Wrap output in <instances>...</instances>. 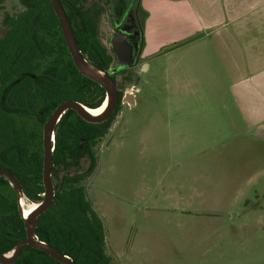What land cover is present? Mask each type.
Masks as SVG:
<instances>
[{
    "label": "rangeland",
    "instance_id": "rangeland-1",
    "mask_svg": "<svg viewBox=\"0 0 264 264\" xmlns=\"http://www.w3.org/2000/svg\"><path fill=\"white\" fill-rule=\"evenodd\" d=\"M22 9L0 0V36ZM107 11L99 40L111 50ZM195 51L141 56L115 77L135 103L109 119L84 181L115 264H264V140L243 134L222 61Z\"/></svg>",
    "mask_w": 264,
    "mask_h": 264
},
{
    "label": "trees",
    "instance_id": "trees-1",
    "mask_svg": "<svg viewBox=\"0 0 264 264\" xmlns=\"http://www.w3.org/2000/svg\"><path fill=\"white\" fill-rule=\"evenodd\" d=\"M19 1L23 9L5 14L0 36V170L9 171L20 190L0 176V251L4 255L12 254L26 237L20 196L33 204L44 201V127L53 112L68 101L98 109L107 98L105 89L75 66L51 1ZM60 1L85 60L109 73L119 86L115 80L119 73L110 74L115 54L100 43L98 20L82 11L87 0ZM109 129L110 120L91 124L74 110L67 111L55 129V198L39 217L35 234L76 264H115L108 254L104 221L84 186L98 165L95 148ZM82 140L86 143L80 148ZM84 158L91 161L89 170L71 176L74 168L84 170ZM62 172L67 174L60 187ZM12 264L65 263L26 246Z\"/></svg>",
    "mask_w": 264,
    "mask_h": 264
},
{
    "label": "crops",
    "instance_id": "crops-1",
    "mask_svg": "<svg viewBox=\"0 0 264 264\" xmlns=\"http://www.w3.org/2000/svg\"><path fill=\"white\" fill-rule=\"evenodd\" d=\"M142 57L197 50L222 61L243 134L264 140V0H143ZM242 134H239V136Z\"/></svg>",
    "mask_w": 264,
    "mask_h": 264
},
{
    "label": "water",
    "instance_id": "water-1",
    "mask_svg": "<svg viewBox=\"0 0 264 264\" xmlns=\"http://www.w3.org/2000/svg\"><path fill=\"white\" fill-rule=\"evenodd\" d=\"M50 1L54 9V12L60 22L65 41L67 43L69 52L72 56L75 66L77 67L80 73L90 78L91 80L97 82L98 84H100L102 88L105 89L107 98H109V105L105 110V112L100 117H93L91 114H89L88 107L74 101L64 102L53 112L51 118L48 120V122L44 127V144H43L44 152H45L44 170H43V182L45 186L44 201L38 203V208L34 210L28 216V218H24L26 237L17 245L15 251L12 253V256L8 258V255H4L0 251V264L14 263L20 257L22 250L26 246L43 250L62 263L76 264L71 258L62 255L57 249L50 247L45 243L41 242L35 234V230L39 224V217L52 206L55 198V186L52 180L55 129L58 123L60 122V120L62 119V117L69 110L76 111L78 115L88 123L101 124L108 121L112 117L119 104L118 89L113 79L109 76V73H106L96 68V70L104 74V76H99L91 72L87 68L86 66L87 61L85 60L79 49L72 25L70 24V21L67 17V14L63 8L61 1L60 0H50ZM111 47L117 57L119 67L110 71V74L116 73L119 70H121L123 67H127L134 63V46L129 43V37L127 34L123 33L121 30L118 29L111 38ZM146 67L147 64L144 65V68ZM134 90L137 89L135 88ZM123 103L134 105L135 96L133 94H127L123 98ZM85 141L86 140H83L81 142V147L83 143H85ZM87 161H88L87 164H85V170L79 172V174H84L89 170L91 166V161L90 160ZM75 171L76 169L74 168L73 171L70 173V175L75 176L76 175ZM66 174L67 172H62L60 175V180H59L60 187ZM0 176H3L8 180H10L19 190L18 187L19 184L17 180L13 177V175L9 171L0 170ZM60 187L58 188V190H60Z\"/></svg>",
    "mask_w": 264,
    "mask_h": 264
},
{
    "label": "flooded vegetation",
    "instance_id": "flooded-vegetation-1",
    "mask_svg": "<svg viewBox=\"0 0 264 264\" xmlns=\"http://www.w3.org/2000/svg\"><path fill=\"white\" fill-rule=\"evenodd\" d=\"M142 2H143V0H87V5L84 6V9L82 10L84 13L90 12L93 15V17L96 20H98V24L100 26L101 18L103 17L105 12H108L107 9L109 8L110 23L113 26V34H112L111 38L113 37L115 32L119 29L123 33L128 35L129 43L134 46V63L127 66V67H123L121 70H119L116 73L121 74L123 71L135 68L139 59L141 58V56L143 54L144 43L141 45L140 44L141 42L139 40L142 39L144 41V35H143L144 26H145V22L148 18V14L143 9ZM111 38H110V44H111ZM135 39H137L138 41L135 42ZM111 50H112V47H111ZM115 57H116V55H115ZM90 66H92V65H90ZM114 66H115V68L119 67L117 57H116V63ZM94 69H96V68H94ZM113 74H115V73H113ZM135 88L136 87H134L133 89H135ZM117 89H118V93H119V104L117 106L116 111L118 110L119 106H121L122 104H125V103H123V98L128 94V93H126L125 96L124 95L120 96V94H121L120 92L122 91V87L119 85V86H117ZM129 94H133L135 96L134 93H129ZM116 111H115V113H116ZM85 143H86V141H85ZM83 146L84 145H82V147H81V142H80V148H83ZM87 160H89V158H84L82 160V164L84 165V170H85V164H87V162H88ZM77 170L78 169H76V171H75L76 174L79 173V172H77Z\"/></svg>",
    "mask_w": 264,
    "mask_h": 264
},
{
    "label": "bare ground",
    "instance_id": "bare-ground-1",
    "mask_svg": "<svg viewBox=\"0 0 264 264\" xmlns=\"http://www.w3.org/2000/svg\"><path fill=\"white\" fill-rule=\"evenodd\" d=\"M86 66L91 72H93V73H95V74H97L99 76H104L103 73H101L98 70L94 69V67L90 66L88 63H86ZM108 105H109V98H107V100L104 102V104L100 108H98V109H90V108H88V112L93 117H100L105 112V110L107 109ZM24 206H25L24 200H23L22 197H20V207H21V209L23 211L24 218H28V216L34 210H36L38 208V204H32L30 208H25ZM11 256H12V254L8 255V258H10Z\"/></svg>",
    "mask_w": 264,
    "mask_h": 264
}]
</instances>
